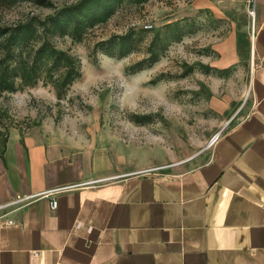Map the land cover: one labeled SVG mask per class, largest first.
<instances>
[{"label":"crops","instance_id":"1","mask_svg":"<svg viewBox=\"0 0 264 264\" xmlns=\"http://www.w3.org/2000/svg\"><path fill=\"white\" fill-rule=\"evenodd\" d=\"M190 6L222 21L212 66H235L237 79L221 111L247 97L246 114L179 173L118 171L93 147L12 132L0 205L27 200L0 221V264H264V0ZM62 187L71 188L44 195Z\"/></svg>","mask_w":264,"mask_h":264},{"label":"rangeland","instance_id":"2","mask_svg":"<svg viewBox=\"0 0 264 264\" xmlns=\"http://www.w3.org/2000/svg\"><path fill=\"white\" fill-rule=\"evenodd\" d=\"M47 1L51 8L31 2L0 7V25L13 26L32 16L43 19L79 0ZM191 2L125 3L105 24L88 30L80 42L53 38L57 49L79 60L81 76L59 99L43 81L12 94L1 93L0 149L16 131L73 149L93 147L123 172L179 173L202 163L206 149L227 128L230 118L234 117L232 125L246 114L247 97L238 111H221L228 97H233L237 69L231 66L220 73L223 69L212 66L218 55L210 48V40L222 21L207 9L191 14ZM182 19L190 33L170 43L153 65L135 73L126 71L148 57L147 47L157 32L163 34L165 25ZM130 30L141 32L133 53L117 59L93 52L96 43Z\"/></svg>","mask_w":264,"mask_h":264},{"label":"trees","instance_id":"3","mask_svg":"<svg viewBox=\"0 0 264 264\" xmlns=\"http://www.w3.org/2000/svg\"><path fill=\"white\" fill-rule=\"evenodd\" d=\"M149 0H79L74 4L54 9L51 15L41 19L32 16L13 26L0 25V94L15 93L33 87L39 81L50 84L61 98L69 86L81 76L80 62L67 52L57 49L53 38L69 37L80 42L86 32L105 24L123 4L142 6ZM31 2L39 7L51 8L47 0H0V7L9 8L19 3ZM141 33V32H139ZM133 30L115 35L95 44L99 51L110 58L121 59L133 53L141 36ZM190 33L185 20L169 23L164 33L157 32L147 47L148 57L126 68L129 73L142 70L156 63L170 43L180 42ZM205 72L210 68L201 66ZM191 69L188 70L190 72ZM217 72L226 73L228 69ZM7 139L0 149L3 158Z\"/></svg>","mask_w":264,"mask_h":264},{"label":"built area","instance_id":"4","mask_svg":"<svg viewBox=\"0 0 264 264\" xmlns=\"http://www.w3.org/2000/svg\"><path fill=\"white\" fill-rule=\"evenodd\" d=\"M253 2H254V0H249V3H250V4L253 3ZM248 15H249L250 17L253 16V10H252V9H249V10H248ZM219 135H220V133H218V135H216V137L212 140L211 145L217 141ZM69 188H71V187L57 188V189H54V190H51V191H47L44 195H45L46 197L54 196L55 194L60 193V192H62V191H64V190H68ZM25 200H27V198H22V199H19V201L17 200V201H14V202H12V203H8V204H6V205H0V221H1L2 219H4V218L8 215V213L6 212V210H7L10 206H12L13 204H15V203H17V202L22 203V202H24ZM49 205H50V209H51V210H55V209L57 208V200H56V198H52L51 201H50V204H49ZM7 224H8V225L12 224V221H11V220H8V221H7Z\"/></svg>","mask_w":264,"mask_h":264}]
</instances>
